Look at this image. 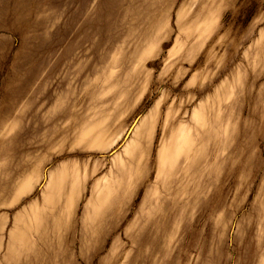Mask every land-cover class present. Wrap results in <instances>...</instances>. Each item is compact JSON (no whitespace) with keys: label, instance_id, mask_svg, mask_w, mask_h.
<instances>
[{"label":"rangeland","instance_id":"1","mask_svg":"<svg viewBox=\"0 0 264 264\" xmlns=\"http://www.w3.org/2000/svg\"><path fill=\"white\" fill-rule=\"evenodd\" d=\"M0 264H264V0H0Z\"/></svg>","mask_w":264,"mask_h":264}]
</instances>
